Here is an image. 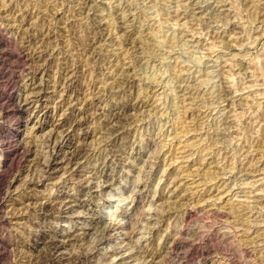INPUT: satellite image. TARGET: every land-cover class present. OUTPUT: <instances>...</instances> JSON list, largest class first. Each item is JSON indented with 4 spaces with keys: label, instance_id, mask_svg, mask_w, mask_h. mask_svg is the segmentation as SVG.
Here are the masks:
<instances>
[{
    "label": "rangeland",
    "instance_id": "rangeland-1",
    "mask_svg": "<svg viewBox=\"0 0 264 264\" xmlns=\"http://www.w3.org/2000/svg\"><path fill=\"white\" fill-rule=\"evenodd\" d=\"M0 102V264H264V0H0Z\"/></svg>",
    "mask_w": 264,
    "mask_h": 264
},
{
    "label": "bare ground",
    "instance_id": "bare-ground-1",
    "mask_svg": "<svg viewBox=\"0 0 264 264\" xmlns=\"http://www.w3.org/2000/svg\"><path fill=\"white\" fill-rule=\"evenodd\" d=\"M36 3V2H35ZM127 18V17H126ZM24 32V31H23ZM28 48V47H27ZM31 50V49H30ZM83 52V51H82ZM35 53V52H34ZM7 56V55H6ZM26 84V83H25ZM32 86H34V84L32 85ZM25 89V88H24ZM33 89V92H34V89H37L36 87H33L32 88ZM31 89V90H32ZM37 91H39V90H36V92ZM40 91H41V89H40ZM18 92H20V91H18ZM39 93V92H38ZM10 94V93H9ZM31 94V93H30ZM34 94V93H33ZM32 95V94H31ZM35 95H37V93L35 94ZM19 97H20V95H18V97L15 99V97H14V103L17 105V108H18V110L20 111V113H21V115H24L25 116V114H26V112L28 111V109L30 108V105H31V103L33 102V100H31V98H29V99H25V100H20V101H18V99H19ZM1 103V102H0ZM3 103V102H2ZM73 104V103H72ZM14 105V104H13ZM6 106V105H5ZM17 110V111H18ZM71 111V110H70ZM4 112V111H3ZM17 113V112H16ZM4 115V114H3ZM8 115V114H7ZM9 116V115H8ZM5 118V117H4ZM18 121H19V119H18ZM20 124V123H19ZM18 127H19V125H18ZM19 134V133H18ZM115 134V133H114ZM11 135V134H10ZM17 136V131H16V133L14 134V136H13V140H14V137H16ZM111 137V136H110ZM56 141V140H55ZM55 141H53V142H55ZM62 141V140H61ZM14 143V142H13ZM15 144V143H14ZM52 144V143H51ZM260 144V143H259ZM17 145V144H16ZM25 146V145H24ZM54 146V145H53ZM52 146V147H53ZM25 148H26V146H25ZM25 148H23V147H15L14 148V150H10L9 152H7V153H4L3 151H0V155L3 157L2 159V163H1V168H0V193H2V190H3V187H4V185H5V182H6V173H8L11 169H13V165H14V163H15V161H16V159H17V157H19L20 156V154L22 155V152H23V154L26 152V154H27V149H25ZM29 151H30V149H28ZM53 151V150H52ZM86 151V150H85ZM33 152V151H32ZM84 153V148L83 147H80L78 150H77V152H75V154L74 155H72V156H70L69 158H68V160H69V162H73L74 160H78V158L82 155ZM37 155V154H36ZM35 155V156H36ZM37 163H38V161L36 162V165H37ZM42 163V162H41ZM34 164V163H33ZM45 164V163H44ZM75 164H77V162L75 163ZM35 165V166H36ZM38 165H40V164H38ZM71 165V164H70ZM44 166V165H43ZM38 167V166H37ZM37 167H35V168H37ZM53 167H54V164H53V162L50 160V161H48L47 163H46V165L44 166V168H45V170H50V169H53ZM54 170V169H53ZM43 171V170H42ZM71 171V170H70ZM49 172V171H48ZM74 174V173H73ZM99 175V174H98ZM109 178V177H108ZM12 181V180H11ZM36 181V180H35ZM13 182V181H12ZM12 182H8V184H7V186L8 187H10V184H12ZM7 187V188H8ZM7 194V193H6ZM5 199V198H4ZM57 200V199H56ZM58 202V201H57ZM63 202H64V200H63ZM62 204V203H61ZM60 204V205H61ZM235 207V206H234ZM47 207H45V209H46ZM241 210V209H240ZM4 211V210H3ZM5 212V211H4ZM49 212V211H48ZM72 212V211H71ZM2 215V214H1ZM4 215V214H3ZM5 215H6V213H5ZM4 215V216H5ZM7 216V215H6ZM3 219V218H2ZM2 222V221H1ZM11 222V221H10ZM3 223V222H2ZM5 226V225H4ZM105 227V226H104ZM130 231V230H129ZM108 233V232H107ZM102 236V235H101ZM128 237V236H127ZM101 238V237H100ZM101 241V240H100ZM47 242V241H46ZM65 242V241H64ZM52 243V242H51ZM60 243V242H59ZM55 245V244H54ZM15 246V245H14ZM47 246H48V244H47ZM60 245L59 244H56V246H55V250H56V252L58 251V250H60L59 248H61V247H59ZM50 247V246H49ZM66 247V246H65ZM13 248V247H12ZM54 250V251H55ZM53 251V250H52ZM48 252V251H47ZM50 252V251H49ZM87 252V251H86ZM44 253V252H43ZM58 253V252H57ZM72 253H74V252H72ZM47 255V254H46ZM49 255V254H48ZM74 255V254H73ZM51 256V255H50ZM43 257V256H42ZM49 257V256H48ZM59 257H61V256H59ZM45 258V257H44ZM47 258V257H46ZM45 258V259H46ZM58 258V257H57ZM75 258V257H74ZM55 259V258H54ZM61 259V258H60ZM79 259V258H78ZM41 260V259H40ZM57 260V259H56ZM55 260V261H56ZM75 260V259H74ZM37 261V260H36ZM39 261V260H38ZM40 262V261H39ZM44 262V261H43ZM42 262V264H45V263H43ZM45 262H47V261H45ZM54 262V261H53ZM37 263V262H36ZM48 263H50V262H48ZM67 263V262H66ZM75 263V262H74ZM73 263V264H74ZM84 263V262H83ZM41 264V263H40ZM53 264V263H52ZM80 264V263H79Z\"/></svg>",
    "mask_w": 264,
    "mask_h": 264
}]
</instances>
